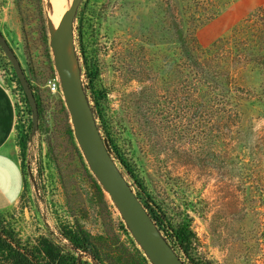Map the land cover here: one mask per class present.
<instances>
[{
    "label": "rangeland",
    "instance_id": "rangeland-1",
    "mask_svg": "<svg viewBox=\"0 0 264 264\" xmlns=\"http://www.w3.org/2000/svg\"><path fill=\"white\" fill-rule=\"evenodd\" d=\"M49 4L0 0V33L38 110L32 132L0 48L21 169L8 173L23 182L13 205L0 199V242L33 250L79 226L105 264H150L90 172L60 87L48 89L57 75L47 10L60 14ZM73 36L89 104L125 168L112 159L135 195L128 173L169 226L188 231L190 263L264 264V0H82Z\"/></svg>",
    "mask_w": 264,
    "mask_h": 264
},
{
    "label": "water",
    "instance_id": "water-1",
    "mask_svg": "<svg viewBox=\"0 0 264 264\" xmlns=\"http://www.w3.org/2000/svg\"><path fill=\"white\" fill-rule=\"evenodd\" d=\"M82 0H69L54 30L48 18L50 48L60 91L69 114L75 141L98 184L125 223L150 264H183L117 168L97 128L81 80L74 46L73 22ZM0 48L10 62L31 108L32 129L38 128L37 104L25 74L0 33ZM74 67L73 72L71 68Z\"/></svg>",
    "mask_w": 264,
    "mask_h": 264
},
{
    "label": "trees",
    "instance_id": "trees-1",
    "mask_svg": "<svg viewBox=\"0 0 264 264\" xmlns=\"http://www.w3.org/2000/svg\"><path fill=\"white\" fill-rule=\"evenodd\" d=\"M90 107L100 135L103 138L108 137L110 153L122 168H125L124 163L113 149L112 140L105 129L104 118L99 112H95L93 105L90 104ZM128 175L136 187L137 198L157 229L183 264H191L184 246L188 238V231L182 226L176 229L169 226L163 214L159 212L153 202L149 201L139 181L131 174L128 173ZM142 255L144 254L142 253ZM143 260L146 261L144 257ZM0 264H105V260L90 236L79 226H75V228L59 229L58 232H49L45 238L41 239L39 247L33 250H27L18 243L3 240L0 242Z\"/></svg>",
    "mask_w": 264,
    "mask_h": 264
},
{
    "label": "crops",
    "instance_id": "crops-1",
    "mask_svg": "<svg viewBox=\"0 0 264 264\" xmlns=\"http://www.w3.org/2000/svg\"><path fill=\"white\" fill-rule=\"evenodd\" d=\"M8 92L0 84V163L6 168L0 175V199L13 205L21 195L23 182H20L18 172L20 166L14 157L11 141L15 132L16 115ZM16 171V177H11L8 171ZM5 185V186H4ZM6 209H1L4 211Z\"/></svg>",
    "mask_w": 264,
    "mask_h": 264
},
{
    "label": "bare ground",
    "instance_id": "bare-ground-1",
    "mask_svg": "<svg viewBox=\"0 0 264 264\" xmlns=\"http://www.w3.org/2000/svg\"><path fill=\"white\" fill-rule=\"evenodd\" d=\"M50 1V4H49V8H50V13L52 15L54 14H59L57 16L56 19L52 18L50 15H49V12L47 10V17L49 18V20L51 21L52 25H53V28L54 30L56 29V27L58 26L61 18H62V15H63V12L65 10V6L68 4L69 0H49ZM66 4L64 7L63 5ZM63 7V9H62ZM62 10V11H61ZM71 70L74 72L75 69L74 67L71 68Z\"/></svg>",
    "mask_w": 264,
    "mask_h": 264
},
{
    "label": "built area",
    "instance_id": "built-area-1",
    "mask_svg": "<svg viewBox=\"0 0 264 264\" xmlns=\"http://www.w3.org/2000/svg\"><path fill=\"white\" fill-rule=\"evenodd\" d=\"M48 89L51 91V92H56L58 89H59V82L57 79H53V80H50L48 82Z\"/></svg>",
    "mask_w": 264,
    "mask_h": 264
}]
</instances>
